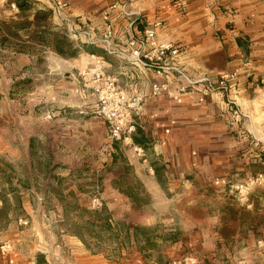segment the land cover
<instances>
[{
  "label": "crops",
  "instance_id": "crops-1",
  "mask_svg": "<svg viewBox=\"0 0 264 264\" xmlns=\"http://www.w3.org/2000/svg\"><path fill=\"white\" fill-rule=\"evenodd\" d=\"M60 1L96 37L111 25L114 52L69 37L47 1L11 2L12 23L24 22L12 28L14 43L0 39V264H171L185 256L200 264H264L258 245L264 240V178L245 197L232 189L264 177V0ZM156 21L157 39L179 47L177 62L191 76L236 73L228 95L181 93L174 77L133 63L137 37ZM90 55L102 58L106 73L130 95L143 97L133 114V141L143 156L139 185L156 202L148 217L174 236L156 240L161 251L144 250L134 226L119 256L91 255L76 236L52 227L54 212L36 208L65 197L32 191L36 143L58 155L65 174L56 180L64 181L71 175L68 162L97 159L109 138L90 80L81 74ZM154 83L167 87L154 94ZM230 100L246 115L240 124L230 121ZM3 159L12 173L6 179ZM113 193L134 201L117 188Z\"/></svg>",
  "mask_w": 264,
  "mask_h": 264
},
{
  "label": "rangeland",
  "instance_id": "rangeland-1",
  "mask_svg": "<svg viewBox=\"0 0 264 264\" xmlns=\"http://www.w3.org/2000/svg\"><path fill=\"white\" fill-rule=\"evenodd\" d=\"M10 4L8 0H0V39L3 38L7 45L14 43V39H17L12 28L18 29L24 22L20 20L12 23ZM24 16L27 19L29 14ZM44 17L46 18V15ZM57 39V37H52V42H60ZM61 43L65 50H69L66 42L61 40ZM261 98L264 99V92ZM261 109L264 110V107ZM229 112L231 114L230 110ZM230 121L235 124L243 122V120L236 122L232 116H230ZM105 126L107 129L106 124ZM108 139L100 147L97 159L93 157L92 161L90 155H86L73 162H68L66 169H71V175H68L67 180L64 181L56 180L58 173L65 174L64 167L57 161L58 155L48 153L47 145L36 143V171L31 177L33 178L32 191L35 194L49 192L54 195L56 193L65 195L57 201L50 198L46 205L36 203V208L41 209L45 206L54 212L49 219L52 227H60L65 234L76 236L91 255H102L108 258L119 256L121 248L130 245L129 243L133 240L129 230L134 226L137 227L133 230L134 238L137 241H145L144 250L161 251L162 249L157 247L156 240L171 239L174 236L166 230L168 227L162 222L154 225L152 224L153 219L148 217V214L154 215L156 212V202L139 185L138 169L140 162H143V156L140 157L141 152L137 150L139 147L135 145L133 136L131 142L123 139L119 141ZM1 163L3 178L11 177L9 162L3 159ZM18 165L20 170L23 163H18ZM44 177L49 179L47 184L40 180ZM59 177L64 178L60 175ZM261 183L262 181H259L248 187L243 186L242 190L236 189L240 184H234L232 189L235 193L245 197L251 188ZM115 188L122 193L129 194L134 201L127 203L120 200V196L113 193ZM70 189L74 191L72 195L69 194V191H72ZM96 196L100 198L101 206L94 208L91 200ZM159 209H161L160 206ZM140 211L146 212L147 215L140 217ZM147 223H150V226H144Z\"/></svg>",
  "mask_w": 264,
  "mask_h": 264
},
{
  "label": "built area",
  "instance_id": "built-area-1",
  "mask_svg": "<svg viewBox=\"0 0 264 264\" xmlns=\"http://www.w3.org/2000/svg\"><path fill=\"white\" fill-rule=\"evenodd\" d=\"M50 5L53 17H55L65 30L66 34L93 46H103L108 54L114 51L111 48V25H106L101 37H96L92 30L83 27L75 18L65 12L66 4L60 0H44ZM161 22L156 21L152 25L146 26L137 37L131 55L133 63L153 69L155 74L165 79L174 77L179 84L181 93L197 91L203 95L219 93L228 95L236 86V73L223 74L217 77L202 75L191 76L177 60L181 54L178 46L157 39V30ZM89 65L81 74L87 76L91 83L92 93L96 102V110L107 125L109 138L112 141L125 140L131 142L136 131L133 114L139 108L143 97L139 94L130 95L128 90L123 88L117 79L106 73L104 61L97 55L89 56ZM264 82V78H263ZM167 87L166 83L152 84L154 94H161ZM229 110L232 118L239 122L246 118L240 107L230 101ZM51 115H46L45 119H50ZM137 150H140L138 148ZM263 176L249 177L244 184L236 187L242 190L243 186H250L262 181ZM92 207H100L101 201L97 196L91 200ZM259 248L264 252V240L259 242ZM171 264H200L191 256H185L171 261Z\"/></svg>",
  "mask_w": 264,
  "mask_h": 264
},
{
  "label": "trees",
  "instance_id": "trees-1",
  "mask_svg": "<svg viewBox=\"0 0 264 264\" xmlns=\"http://www.w3.org/2000/svg\"><path fill=\"white\" fill-rule=\"evenodd\" d=\"M8 1L13 2L14 4H16L20 7H24V6H26V3L30 2V0H8Z\"/></svg>",
  "mask_w": 264,
  "mask_h": 264
}]
</instances>
